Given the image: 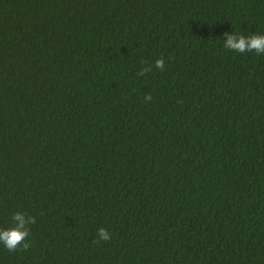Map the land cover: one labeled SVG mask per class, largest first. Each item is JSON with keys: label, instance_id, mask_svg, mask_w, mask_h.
Listing matches in <instances>:
<instances>
[{"label": "trees", "instance_id": "1", "mask_svg": "<svg viewBox=\"0 0 264 264\" xmlns=\"http://www.w3.org/2000/svg\"><path fill=\"white\" fill-rule=\"evenodd\" d=\"M226 34L264 0H0V229L37 221L0 264H264V55Z\"/></svg>", "mask_w": 264, "mask_h": 264}, {"label": "clouds", "instance_id": "2", "mask_svg": "<svg viewBox=\"0 0 264 264\" xmlns=\"http://www.w3.org/2000/svg\"><path fill=\"white\" fill-rule=\"evenodd\" d=\"M227 40L224 42V48L231 50L236 53H252L255 52L256 55H264V35H251L245 37L244 35L226 34ZM142 67L139 72H137L138 77L145 76L146 74L152 72L153 67L163 72L165 70V60L161 57L157 59L154 65H147ZM145 102H150L152 96L150 93L145 94ZM11 220L14 222V227L8 229H0V244L9 251L15 253L18 250L27 251L31 247V243L28 240L30 236V225L36 224V218L30 216L25 212H15ZM98 236L100 240L105 242L111 239V233L107 229H98Z\"/></svg>", "mask_w": 264, "mask_h": 264}]
</instances>
